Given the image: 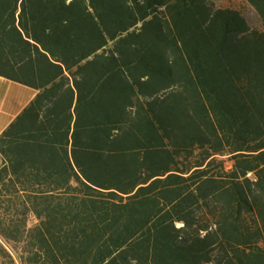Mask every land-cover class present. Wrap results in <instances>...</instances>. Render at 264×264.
I'll return each mask as SVG.
<instances>
[{
    "label": "trees",
    "instance_id": "16d2710c",
    "mask_svg": "<svg viewBox=\"0 0 264 264\" xmlns=\"http://www.w3.org/2000/svg\"><path fill=\"white\" fill-rule=\"evenodd\" d=\"M262 21L211 0H0V264H264Z\"/></svg>",
    "mask_w": 264,
    "mask_h": 264
},
{
    "label": "crops",
    "instance_id": "0c3cea01",
    "mask_svg": "<svg viewBox=\"0 0 264 264\" xmlns=\"http://www.w3.org/2000/svg\"><path fill=\"white\" fill-rule=\"evenodd\" d=\"M19 87L33 91L34 94L28 101L20 99L17 93ZM12 89L15 91L13 92ZM34 95L33 89L0 77V135L33 99Z\"/></svg>",
    "mask_w": 264,
    "mask_h": 264
},
{
    "label": "rangeland",
    "instance_id": "374dc122",
    "mask_svg": "<svg viewBox=\"0 0 264 264\" xmlns=\"http://www.w3.org/2000/svg\"><path fill=\"white\" fill-rule=\"evenodd\" d=\"M211 2L216 8L233 9L241 12L253 29L262 28V21L259 15L247 0H211ZM12 91L14 92L15 90L12 89ZM17 93L20 99L24 101H28L34 94L33 91L22 87L18 88Z\"/></svg>",
    "mask_w": 264,
    "mask_h": 264
}]
</instances>
